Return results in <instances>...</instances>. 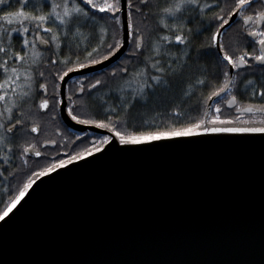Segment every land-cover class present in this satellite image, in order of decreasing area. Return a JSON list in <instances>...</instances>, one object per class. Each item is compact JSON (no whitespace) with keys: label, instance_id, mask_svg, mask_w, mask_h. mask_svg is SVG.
I'll use <instances>...</instances> for the list:
<instances>
[{"label":"snow or ice","instance_id":"snow-or-ice-1","mask_svg":"<svg viewBox=\"0 0 264 264\" xmlns=\"http://www.w3.org/2000/svg\"><path fill=\"white\" fill-rule=\"evenodd\" d=\"M113 57L64 90L70 73ZM99 91L95 117L74 110ZM65 97L72 121L109 134L72 140L57 126L58 139H39ZM237 134H264V0H0V177L19 180L0 220L33 185L31 196L113 154L255 142Z\"/></svg>","mask_w":264,"mask_h":264},{"label":"water","instance_id":"water-1","mask_svg":"<svg viewBox=\"0 0 264 264\" xmlns=\"http://www.w3.org/2000/svg\"><path fill=\"white\" fill-rule=\"evenodd\" d=\"M237 135L255 142L113 154L33 185L0 220V264H264V134Z\"/></svg>","mask_w":264,"mask_h":264},{"label":"flooded vegetation","instance_id":"flooded-vegetation-1","mask_svg":"<svg viewBox=\"0 0 264 264\" xmlns=\"http://www.w3.org/2000/svg\"><path fill=\"white\" fill-rule=\"evenodd\" d=\"M237 31H238V28H233V30L230 33V35L235 36V34L237 33ZM227 39H228V37L226 36L225 37V41L226 42H227ZM111 66L108 67V68H106V69L100 70L98 72H93V73H89V74H81V75H73L70 79L67 80V83L63 86L64 87V90L66 92H71L72 90H74L78 86L75 83V81L83 80V82L85 84H87L89 81L94 80L95 78H100L101 75L104 72L110 71ZM81 70H83V69H81ZM71 74H74V73H70L69 75H71ZM103 95H104V92L103 91H99V92H96L95 96L86 98V100H85L86 107L83 110L81 109L80 104H79V101H78V103L75 106V109L74 110L78 114H82V115H85V116H91L92 117L93 116V113H95V110H96V109L94 110L92 107H95L96 108L97 105L100 106V105L103 104V101L100 99V97H102ZM75 98L76 97H74V99ZM64 99H65V103L63 105H61V107H60V113H59V116H58V123H53L50 120L49 117L45 116L44 119H43V121L41 122V134H38V138L39 139H44V138H54V139H58L59 137L56 135V132H55V128L57 126L60 127L61 130L63 131V133L65 135L69 136L72 140H75V135H80L81 133L84 134L85 140H89V139H91V140H98L100 137H102V136L105 135L103 133H99V132H96V131H92L91 129L90 130L85 129L83 131H81V130L79 131V130H76L75 127L72 128L71 126L67 125V123H66V121L64 119L65 116H63V114L64 115L67 114L66 106H67V104L69 102L67 101L66 97ZM241 99L243 100V99H245V97L242 96ZM226 114H231V112H228ZM68 118H70V117H68ZM73 122L76 124L75 121H73ZM77 125H80V124H77ZM82 126L96 128L93 125H82ZM100 130H103L104 132H107V130H105V129H100ZM75 143H80V141L76 140ZM72 146H74V145H72ZM33 159H37V158H33ZM30 163H32L31 160H30Z\"/></svg>","mask_w":264,"mask_h":264},{"label":"trees","instance_id":"trees-1","mask_svg":"<svg viewBox=\"0 0 264 264\" xmlns=\"http://www.w3.org/2000/svg\"><path fill=\"white\" fill-rule=\"evenodd\" d=\"M179 87V86H177ZM102 105H97V107H92L95 110L92 117H95L97 113L100 111ZM5 176L8 177L7 180L4 177H0V211H3L4 207L8 203V200L15 195V189L19 180H13L11 178L10 173H5ZM6 189H11V191H5Z\"/></svg>","mask_w":264,"mask_h":264}]
</instances>
